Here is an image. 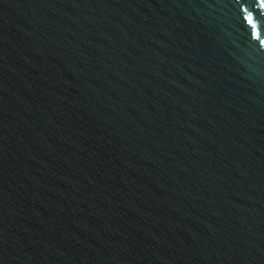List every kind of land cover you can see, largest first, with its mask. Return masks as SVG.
Listing matches in <instances>:
<instances>
[{"label": "water", "instance_id": "water-1", "mask_svg": "<svg viewBox=\"0 0 264 264\" xmlns=\"http://www.w3.org/2000/svg\"><path fill=\"white\" fill-rule=\"evenodd\" d=\"M262 5L0 0V264H264Z\"/></svg>", "mask_w": 264, "mask_h": 264}, {"label": "snow or ice", "instance_id": "snow-or-ice-1", "mask_svg": "<svg viewBox=\"0 0 264 264\" xmlns=\"http://www.w3.org/2000/svg\"><path fill=\"white\" fill-rule=\"evenodd\" d=\"M262 6H264V5H262ZM249 23H251V18H249Z\"/></svg>", "mask_w": 264, "mask_h": 264}]
</instances>
